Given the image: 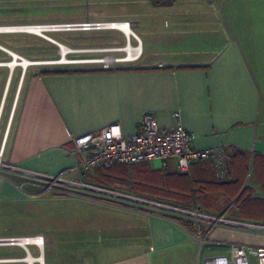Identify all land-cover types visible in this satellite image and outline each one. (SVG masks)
I'll list each match as a JSON object with an SVG mask.
<instances>
[{
    "label": "crops",
    "instance_id": "crops-1",
    "mask_svg": "<svg viewBox=\"0 0 264 264\" xmlns=\"http://www.w3.org/2000/svg\"><path fill=\"white\" fill-rule=\"evenodd\" d=\"M121 1L133 9L119 21L130 23L141 47L136 64L51 71L34 65L25 70L18 65L10 71L0 66L4 75L0 78V154L2 162L16 168L0 171V211L5 205L30 200L29 196L90 202L92 214L98 212L96 225L91 226L101 239L97 244L91 243L94 239L82 240L86 255H80L85 260L81 264H206L208 259L227 255L229 245H248L251 233L226 227L207 231L182 215L94 191H44L43 180L28 175L73 180L74 139L110 124H118L124 136H131L146 113L154 115L161 129L169 130L172 114L179 113L182 127L193 136L194 149H225L226 180H217L212 163L197 162L186 173L187 187L176 160L171 159L166 167L154 161L107 171L92 169L82 181L128 196L151 189L168 196L155 202L211 215L222 214L230 205L212 211L215 207L207 201L191 197V203H185L178 201L179 196L185 190L199 193L197 189L215 180L245 179L243 187L254 198L264 189V0H161L167 6H154L156 0ZM9 34L0 32L5 36L0 42V64L13 60L9 52L36 63ZM28 185L36 190L29 196L24 191ZM234 215L231 218L243 221ZM58 216L53 231L61 230L49 239L63 253V229L71 226L62 212ZM14 238L22 236L0 235V247L19 248L8 243ZM204 238L207 242L200 246ZM46 245L43 264H47ZM213 250L216 253L211 254ZM3 256L9 255L4 251ZM24 256L22 252L21 257L0 260ZM63 262L62 255L58 263Z\"/></svg>",
    "mask_w": 264,
    "mask_h": 264
},
{
    "label": "rangeland",
    "instance_id": "rangeland-1",
    "mask_svg": "<svg viewBox=\"0 0 264 264\" xmlns=\"http://www.w3.org/2000/svg\"><path fill=\"white\" fill-rule=\"evenodd\" d=\"M132 11V7L121 0H0V27L28 25L49 27V31H43L38 35L21 32L6 35L12 36L15 41L21 43L19 50L31 57L34 62H51L50 64L34 65L32 68L46 71L66 68L97 69L103 68L102 64L92 61L102 60L105 57L127 58L126 52L123 50L126 46L124 34L116 30L106 29L84 31L82 29L58 30L51 27L96 22H122L119 21V18L125 17L126 14H130ZM134 30L136 31L135 28ZM4 38L5 36H0V42H3ZM52 41L63 44L70 49L71 52L65 56L70 63H52L62 59L60 47ZM130 44L132 47L138 45L134 37H131ZM134 64H136V61L117 62L113 66L122 67ZM17 70L20 71V69ZM0 78H4V75L0 74ZM261 190L257 197L262 198L264 201V189L261 188ZM24 191L29 196L36 190L32 185H28L24 187ZM29 198L30 200L22 204L5 205V208L0 211V235L30 237L37 233L39 235V233L51 232L48 235L44 234L45 237L47 236L44 253L47 264L53 260L59 264V258L62 255L64 258L62 264H81L85 261L82 256L86 255V244L81 243L82 240L86 238L94 239L95 242L91 243L97 244L101 239L96 236L98 235V229L91 226L92 224L96 225L94 219L96 217L94 216L98 213L94 211L92 214L93 205H89L90 202L84 203L83 201H59L51 195L34 198L29 196ZM211 209L216 211V208ZM88 210L89 214L92 215H87ZM61 212L64 221H67L71 226L63 229V232H65L63 233L64 239H62V244L65 245L63 253L61 246L57 243L52 244L49 239H54L55 236L58 237L57 232H60L61 229L53 230L54 222L60 219L58 213ZM256 215L257 217L241 219L248 223L264 224V210L256 213ZM236 217L239 219V213H236ZM75 227L77 228L74 229ZM250 233L252 236L250 235L248 245L264 246V235L254 236L252 232ZM4 251L9 256L0 258L21 257L22 252L24 253L20 247H0V253L3 254ZM31 251L34 255H38L34 247H31ZM204 253L209 255L208 250H205ZM210 253L214 254L216 252L213 250ZM248 261L249 264H258L256 256L251 253L248 254Z\"/></svg>",
    "mask_w": 264,
    "mask_h": 264
},
{
    "label": "built area",
    "instance_id": "built-area-1",
    "mask_svg": "<svg viewBox=\"0 0 264 264\" xmlns=\"http://www.w3.org/2000/svg\"><path fill=\"white\" fill-rule=\"evenodd\" d=\"M120 24H125L128 28L130 27L129 22H96L78 25L81 26L79 29L88 31L91 29L118 30V25ZM34 27L42 28L40 25ZM45 29H49V27L45 26ZM135 40L139 44L138 40ZM52 42L56 45H60L55 41ZM136 48L137 46L131 47L133 59L124 62H133L139 58L140 54H136ZM127 54L126 52V55ZM116 63L117 62L110 64L103 63L102 69L109 70L113 68V65ZM172 119L173 126L169 130H164L158 126L153 114L146 113L139 122L137 132L131 136H124L118 124H110L96 132L74 139L73 143L75 150L73 154L76 160L74 161L72 169L76 173V178L73 180L65 179L62 175L48 176L32 172H28V175L36 181L43 180L44 191H94L182 215L183 217L192 219L198 224H203L207 231L218 227H226L264 235V224L248 223L231 218V211L236 209L233 205L228 207L222 214L211 215L201 209L190 210L169 204L149 201L92 186L82 181V177L87 172L96 168H110L114 165H137L152 163L154 161H159L163 167H166L171 159L176 160L177 170L182 174L189 172L191 165L194 163L210 162L214 167L217 180H226L229 171L225 149L221 146L202 150L194 149L192 147L193 136L182 127L180 114L173 113ZM1 169L16 168L2 162L0 154V171ZM17 239H25V245L20 247L24 251L25 258L32 256L38 257L43 253L46 238L42 234L33 237L10 239L8 243L16 245ZM32 240H34V242H32ZM206 242L204 238L200 241V246H203ZM32 246L35 247L38 252L37 256L32 253L30 249ZM250 253L256 256L258 264H264V246L235 244L229 245L227 255L208 259L206 260V264H249L248 254ZM20 260L21 259H5L0 260V263L21 262ZM23 263L26 264L25 262ZM32 264L41 263L35 261Z\"/></svg>",
    "mask_w": 264,
    "mask_h": 264
},
{
    "label": "trees",
    "instance_id": "trees-1",
    "mask_svg": "<svg viewBox=\"0 0 264 264\" xmlns=\"http://www.w3.org/2000/svg\"><path fill=\"white\" fill-rule=\"evenodd\" d=\"M154 6H167V3L161 2V0L153 1ZM117 166V165H114ZM118 166H132V165H118ZM113 167V166H112ZM110 168H96L98 170H104L107 171ZM183 176L184 181L186 182V185L188 187V179L186 173L181 174ZM106 179V177H105ZM245 179H238L237 181L233 183H227V182H217L215 181H208L206 182V185L202 189H197L200 192L199 193H190L188 194V191H186V194L184 196H179L180 198L178 201L182 202H190L191 203V197L196 200H200L201 202L207 201L209 204L216 208V210H220L225 208L228 204L230 206H234L236 210L231 211V215H234L236 217V213H239V218H252L257 217L256 213H260L262 210H264V201L262 198H254L251 191L248 187L244 186ZM140 192L137 193V195H132L133 197L141 198V199H147L150 201H156L155 199L163 198L167 199L168 196L166 194H159L154 190L151 189H144L138 190ZM184 193V192H181ZM182 197V199H181ZM198 198V199H197ZM220 199H223V202L220 201ZM225 199V201H224ZM222 202V203H221Z\"/></svg>",
    "mask_w": 264,
    "mask_h": 264
},
{
    "label": "bare ground",
    "instance_id": "bare-ground-1",
    "mask_svg": "<svg viewBox=\"0 0 264 264\" xmlns=\"http://www.w3.org/2000/svg\"><path fill=\"white\" fill-rule=\"evenodd\" d=\"M56 27H58V26H56ZM56 27H55V29L60 30V28H56ZM64 29L71 30V29H76V28H64ZM118 30L121 31L125 35V38H126V46H125V48L123 50L128 53L127 54V58L126 59H124V58L123 59H116V58H113V57H105L102 60H97V61H92V62L101 63V64H103V63L104 64H110V63H113V62H124V61H128L130 59H133V54L131 53L132 52V49H131L132 46L130 44V39H131V37L134 36L132 31H131L132 29L130 27L128 28L127 26H125V24H120V25H118ZM43 31H49V30L45 29V26H42V28L41 27L39 28V27H34L33 25H31V26L28 25L26 27H23V26L0 27V32H2V34H3V32H10V33H12V32H15V33L21 32V33H31V34L38 35V34H40ZM58 46L60 47V55H61L62 59L60 61H54L52 63H54V64H68V63H70V62L67 61V59L65 57L67 53L71 52L70 49L68 47L64 46L63 44H60ZM140 53H141V47L138 44L137 48H136V54H140ZM18 62H20V61L16 60L14 62L12 60V61H10L8 63L0 64V66H6V67L9 68V71H10V70H13L16 66H18L17 65ZM26 62H30L31 63V61H28V60H25V63ZM50 63L51 62H39V63H33L32 62V64H29V65H37V64L43 65V64H50ZM21 68L23 70L22 66H21ZM16 241H17L16 245H18L19 247H22L23 245H25V239H17ZM32 242H34V240H32ZM43 258H44L43 255L40 254L38 257H34V256L27 257V258L24 257L20 261L22 263L25 262L26 264H32L33 262L38 261L41 264H43Z\"/></svg>",
    "mask_w": 264,
    "mask_h": 264
},
{
    "label": "water",
    "instance_id": "water-1",
    "mask_svg": "<svg viewBox=\"0 0 264 264\" xmlns=\"http://www.w3.org/2000/svg\"><path fill=\"white\" fill-rule=\"evenodd\" d=\"M81 26L80 25H62V26H58V27H56V28H60V29H64V28H76V29H78V28H80ZM7 52H9V51H7ZM10 53V55L13 57V61L15 62L17 59H20V62H18L17 63V65H21L22 67H23V70H25L26 69V67L29 65V64H32V62L30 63V62H26L25 63V60L24 59H22L21 57H19L18 55H16V54H14V53H12V52H9Z\"/></svg>",
    "mask_w": 264,
    "mask_h": 264
}]
</instances>
